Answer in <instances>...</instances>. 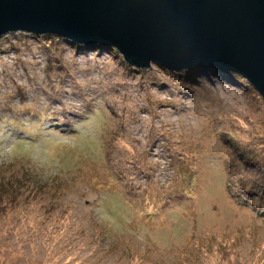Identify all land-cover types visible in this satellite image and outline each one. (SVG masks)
Returning <instances> with one entry per match:
<instances>
[{
  "label": "rangeland",
  "instance_id": "obj_1",
  "mask_svg": "<svg viewBox=\"0 0 264 264\" xmlns=\"http://www.w3.org/2000/svg\"><path fill=\"white\" fill-rule=\"evenodd\" d=\"M51 35L0 38V264H264L260 93Z\"/></svg>",
  "mask_w": 264,
  "mask_h": 264
},
{
  "label": "water",
  "instance_id": "obj_2",
  "mask_svg": "<svg viewBox=\"0 0 264 264\" xmlns=\"http://www.w3.org/2000/svg\"><path fill=\"white\" fill-rule=\"evenodd\" d=\"M112 47L134 68L238 74L264 101V0H0V38Z\"/></svg>",
  "mask_w": 264,
  "mask_h": 264
},
{
  "label": "trees",
  "instance_id": "obj_3",
  "mask_svg": "<svg viewBox=\"0 0 264 264\" xmlns=\"http://www.w3.org/2000/svg\"><path fill=\"white\" fill-rule=\"evenodd\" d=\"M50 37H54L55 39L60 40L62 42V44H63V40L61 38H59L57 36H53V35H51ZM64 41L70 43L72 45V47L78 48L77 46H80V45H82V46L79 47L81 49H84L86 47L84 44H76V43H74L72 41H69L67 39H64ZM88 47H91L92 49H94L96 51L97 50H100L102 48H105V49L109 50V53L110 54H113V55H117L118 54L117 53V50L114 49V48H112V47H101L100 45H95V44L90 45ZM155 66H158V65H155ZM158 67L161 70H164L165 71V69H163L162 67H160V66H158ZM168 71H170V70H168ZM181 71H186L191 76H196L197 75L196 72L194 73V71H199V72L201 71V72H204V73H202L204 75H207V76L212 75V74L213 75H218L220 78L230 79L231 81H233L235 83H236L237 80L242 81V82H244L243 80H245L241 76H239L238 74H233V73L224 72V71H218V70L211 69V68H201V69H194V70L192 69V70H188V71L187 70H181ZM6 109H9V108L6 107ZM243 157L244 156H240V159H242ZM253 158H254V155H253ZM243 160H245V159H243ZM263 167H264V165H263ZM46 183L47 182H42L38 186L39 187H43V186L46 185ZM28 184H30V183L28 182ZM31 185H33V184H30V187H31ZM226 185H227V188L229 190V193L232 195V197L234 196V194L239 193V195H240L239 198L238 197H234L235 199L238 200L237 201L238 203L240 202V200H242V203L244 205H247V206H254L255 205V208L256 209L254 210V213L256 215H258V216H262V215L264 216V189L259 190V192H258L255 188H252V189L245 188V186L243 187L242 184L241 185H238V183L232 182V181H229V182L227 181L226 182ZM31 188L33 189V187H31ZM31 188H30V190H31ZM254 191L257 194H254ZM18 194L20 195V193H18ZM257 195H258L259 199H258V201L256 203L254 199H255V196L257 197ZM91 235L92 236H95L96 239H99L102 236V232L99 231L97 233H94V231H93L91 233Z\"/></svg>",
  "mask_w": 264,
  "mask_h": 264
}]
</instances>
